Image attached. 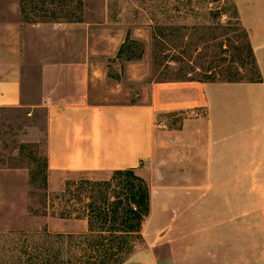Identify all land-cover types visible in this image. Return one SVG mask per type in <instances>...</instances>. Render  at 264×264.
<instances>
[{
	"label": "rangeland",
	"instance_id": "1",
	"mask_svg": "<svg viewBox=\"0 0 264 264\" xmlns=\"http://www.w3.org/2000/svg\"><path fill=\"white\" fill-rule=\"evenodd\" d=\"M81 1L80 5L78 0H0V21L8 20L7 13L18 2L19 11L20 7L25 11V19L21 16V21L26 24H47L52 28L81 15L82 22L73 36L77 43L65 50H72L80 60L87 56V50L95 64V81H90L88 91L83 90L89 101L147 100L152 83L168 81L236 85L242 90L259 85L263 90L264 82L254 53L261 82H249L256 78V69L248 55V34L239 20L236 0ZM238 2L241 7L244 5L243 0ZM245 8L244 19L257 26V17ZM85 25L90 27L86 30ZM47 36L49 42L60 37L50 31ZM121 45L124 48L118 54ZM50 49L45 47L42 51L55 55V50ZM39 56L40 50L33 40L26 55L29 103L48 92L62 97L82 92L73 86L72 78L69 85L68 80L57 79L59 67L42 66ZM61 56L65 60L70 57L67 52ZM79 66L77 72L85 75V66ZM90 68L88 72H92ZM42 70L46 71L43 80L40 79ZM231 79L238 81L229 82ZM249 93L254 99L259 97L257 89ZM254 109L261 119L247 133L240 134L234 174L210 177L211 191L202 207L196 206L190 211L191 224L171 225V241L163 239L158 244H166L162 247L168 250V244L177 241L176 238H187V242H178L179 249L168 255L166 250L161 258H169L173 264H264V98ZM193 116V113L172 114L162 120L169 128L178 129L185 118ZM45 134L44 109H0V169L27 173L24 190L0 191V264H17L24 249V235L44 229L51 234L82 233L81 222L74 214L69 218H60L59 214L76 209L73 197L79 192L75 190L86 187L85 182H108L117 178L112 172H71L62 175L60 189L44 190ZM231 161L225 155L223 166L231 167ZM236 167H239L238 174ZM80 198L84 200V194ZM148 217L142 227L144 243L136 251L144 250L145 242L154 234L156 226Z\"/></svg>",
	"mask_w": 264,
	"mask_h": 264
},
{
	"label": "crops",
	"instance_id": "2",
	"mask_svg": "<svg viewBox=\"0 0 264 264\" xmlns=\"http://www.w3.org/2000/svg\"><path fill=\"white\" fill-rule=\"evenodd\" d=\"M243 2L241 7L236 0L239 20L247 31L264 82V49H261L264 46V0ZM18 3L7 13L8 20L0 21V109L45 110L47 190L60 189V179L66 173L132 170L148 186V218L159 228L154 227L151 240L145 242L146 248L135 252L123 264H173L169 258L160 257L167 249L162 247L166 244L159 245L158 241H171V225L191 224L190 211L196 206L202 207L211 191L210 177L234 174L240 134L247 133L261 119L254 108L262 103L264 86L263 90L259 85H249L242 90L236 85L168 81L152 83L147 100L89 101L83 90L88 91L90 81H95V64L87 50L83 60L74 57L72 50H65L77 43L73 36L80 24L57 23L50 28L47 24L23 23ZM246 6L257 17V26L244 19ZM85 27L87 30L90 25ZM49 31L60 37L49 42ZM33 40L40 50L39 63L44 67H59L56 78L68 80V85L72 78L73 86L82 92L57 95L58 100L48 92L36 102H28L26 55ZM45 47L55 50V55L48 50L45 54L42 51ZM64 52L69 53L67 60L61 56ZM79 65L85 66V75L77 72ZM89 66L92 72H88ZM45 78V73L40 74L41 80ZM254 89L259 92L255 99L249 93ZM191 113L195 116L185 118L178 129L169 128L162 120L172 114ZM225 155L232 160L231 167L223 166ZM238 172L239 167H236ZM26 175L24 170L0 169V191L24 190ZM79 222L83 233L86 223ZM176 239L168 244L167 255L179 249L178 242H187V238Z\"/></svg>",
	"mask_w": 264,
	"mask_h": 264
},
{
	"label": "trees",
	"instance_id": "3",
	"mask_svg": "<svg viewBox=\"0 0 264 264\" xmlns=\"http://www.w3.org/2000/svg\"><path fill=\"white\" fill-rule=\"evenodd\" d=\"M78 3L81 5L82 1L78 0ZM20 13L25 19L22 7ZM80 22L81 15L62 23ZM247 47L248 55L253 60L252 66L256 69V78L249 82L260 83L261 76L249 43ZM123 48L124 45H121L118 54L122 53ZM42 167V188L46 190L45 157ZM112 173L117 176L115 180L119 179L117 183L115 180L85 182L86 187L75 190L79 192L73 197L77 202L76 209L72 208L71 213L65 210L59 214L60 218H69L74 214L76 220L85 221V232L51 234L44 229L37 234L24 235V249L22 256L17 258V264H123L135 254L137 247L144 243L142 227L150 211L149 189L145 181L132 170ZM83 194L84 200L80 198Z\"/></svg>",
	"mask_w": 264,
	"mask_h": 264
}]
</instances>
